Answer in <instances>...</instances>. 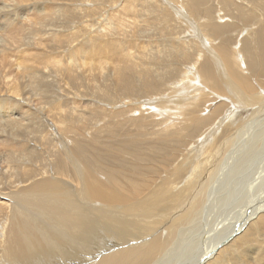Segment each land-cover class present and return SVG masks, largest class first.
<instances>
[{
    "label": "bare ground",
    "instance_id": "1",
    "mask_svg": "<svg viewBox=\"0 0 264 264\" xmlns=\"http://www.w3.org/2000/svg\"><path fill=\"white\" fill-rule=\"evenodd\" d=\"M17 1L20 2L21 0ZM43 1L46 4V2L49 3L51 0ZM108 1L110 2V0ZM210 1L211 0H126L125 5L128 11H124L123 14L120 12L123 16H126V19L121 20L122 17L117 21L115 20L116 16L114 17L112 14L111 15L116 21L117 27H119L118 29L121 27L125 28V31H128L127 34H130L129 36L124 35V37L120 38L119 30H117L118 33H113V30L110 32L106 24L109 28H113L112 24H114V26L116 24L111 17H108L106 24L100 27V31L106 33V35H102V40L99 38L98 32L94 38H89L87 40L90 44L103 41L100 45L97 44L98 46L95 45L96 47L93 46L90 48V45L88 46L89 43L86 44V41L83 40L82 43L86 45L80 43L78 47H75V50L73 49V52L68 54L65 60L63 58L70 69L74 66L80 68L82 62H84V65L87 61L93 64L92 61L97 58V63L102 72L107 69L111 70L110 79L113 78V80H111V82H113V89L115 90L117 88L116 85L120 88L124 86L125 90L128 89L129 92H125L124 89L121 92L125 93L127 96L132 95L135 91L133 84H137L136 80H139V77L135 76L136 80H134V72L127 68L128 64L126 60L130 59V49L126 51V45L129 44L128 37L133 36V34L142 35L143 31L136 32V19H128L127 15L128 13L130 15L131 11H133L131 8L136 9L133 8V2H135V4H140L141 2L142 7H148L150 9L154 7L156 3L159 5H164L165 3L168 5L167 7L171 6L172 8L168 9L166 7V11L161 15L162 20L167 21V15L171 12V14L174 13L180 25L185 24L187 28L188 23L190 25L188 27L189 32L194 34L193 37L198 38L201 42L200 45L202 44L201 47H203L207 53L206 55V53L204 54L200 52V50L195 53L197 57L195 62L196 70L192 69L189 72L187 71L194 81L190 83L187 80V82L181 85V88L184 89L185 87L196 86V84H201V82L210 84L211 79L207 74L208 71L211 77L215 75L219 78L222 84V87L219 89H222L223 92L225 90L229 95V99L225 100L226 103L232 104L231 102L236 101V103L241 106L240 108H236V106L232 104L231 108H227L228 110H225L226 107H224L225 113L222 117H219V115L222 114V112L219 113L220 111H218V108L223 106V103H221L217 109L207 116L210 118L206 121L207 125L213 124L215 120L216 124L209 126L208 130L205 131L197 141H192L193 145L190 146L186 152L184 150V153L180 154L181 157H179L177 161L175 159L171 161L163 159L161 162L165 164H157V162H155L157 161L156 158H161V155H163H160L162 151L161 146L163 144L160 143V141L158 144H155L153 148L148 146V144L144 146H133L131 149L132 152L139 151L149 155L154 165L144 167L143 165L146 164L141 163V161L145 160H138L131 156L132 158H128L134 160H129L130 162L127 161L126 170H124L125 174H122L124 178H116L113 175H110L109 178L106 176V178L104 177L105 179L99 178L97 176L98 173L95 172L96 163H98V165L100 164L102 166L111 167L112 169H117L120 173L119 162H121L120 158L124 154H121L117 150H110L112 154L109 155L105 151L106 157L102 156L103 159L98 158V153L95 149H102L101 147L99 148V146L105 147V145L97 144L96 137L91 139L92 137H90V134V140L86 146L95 149L91 152L89 151L90 153L84 151V155H81L79 152L72 151L74 149L70 150L68 148V144L66 145V142H63L64 139L59 134L61 130L51 123L49 127L50 133L48 134L53 137L56 134V130L59 135L57 137L58 139L50 138L48 135L46 137L56 142L54 144V149L63 150L60 154L66 158L68 163L76 171V180L73 181L71 185H68L61 179L63 178L62 176L66 177L65 174L57 169L54 170L51 164L53 163L55 167H57V155L55 158L52 154L51 163H48V158L46 157L49 151L46 146L48 139L42 138V136L39 139H34L27 134V128L25 129L24 126V128L22 127L23 124L21 123V119L23 116L28 115L32 117L30 110L32 108L33 110L37 109L35 104L32 105L34 100L24 101L23 99H14V102H0V264H65L64 261L66 260L67 264H84L87 260L93 259H96V261L88 264H147L148 261H150V264H235L237 261L232 263L231 260L226 259L232 252L234 255H239L241 259L240 264H256V260L251 256L253 247L249 242L253 239V236L246 238V235H250V231H254L259 225L262 229L264 228V202L262 201L264 199H259V197H262V194L264 196V171H261L264 169V160L262 161V158L264 159V89L258 94L257 91L255 92L256 88L252 86L253 84L249 77L250 73L248 72L252 68L259 67L260 74L258 77L259 79H264V0H235V2H222L215 5L218 6L220 11V13L216 15L218 17H216V19L219 21L221 20L220 22L224 21L225 17H230L227 18L229 22L240 24L241 27L255 25L256 33H253L251 37L252 41L243 42L242 52L243 56L246 57L245 63H247L245 65L242 63L243 60L239 56V52L241 51L233 52L229 48L231 44L229 41L234 38L233 34H236L234 31L235 29L226 27V30H223L217 27L211 20L212 11L208 10V12H201L198 9L197 6L202 4H204L206 8L209 7ZM11 2L13 3V0H11ZM53 2L55 3L54 0ZM64 2L70 3L71 0H64ZM171 3L175 5L178 3V5L175 7ZM211 3L213 5V2ZM5 4L6 3H0V25L2 24V20L10 21L11 23L14 20L18 21L20 19H24L26 22L31 21L28 16L31 11L29 12L28 9L22 10V8H20V13H14L11 16L12 13L9 12H12L16 7L12 5L15 7L12 9L11 5L8 4L10 6L8 7L5 6ZM22 6L23 4H20L19 7ZM189 6L191 8L187 9ZM43 7L40 12L46 9V6ZM50 8L46 10L50 11ZM53 9L62 11L61 8L53 7ZM101 10L104 9L101 8ZM231 10L235 11L233 13H239V18L231 19V17L236 15H232ZM38 12L39 10L36 13ZM44 13L48 14L50 12L45 11ZM93 13L91 10V14ZM86 14L88 15L87 12L85 15ZM101 15L98 16V22L102 20L103 16ZM106 15H108V13ZM68 16V11H64V14L61 13L58 19L60 18L61 20L62 18V21L65 23L68 22V19L69 21L72 19ZM191 17L195 19L191 21ZM52 18L54 19L57 17L53 16ZM39 22L37 21V23ZM57 22L58 20L56 19L53 23L55 27L47 26L51 28L50 30L54 29V38L63 37L58 34L61 33L59 29V31H55ZM251 22H253V24H251ZM37 23L35 24L38 25ZM5 25L6 24H4V26ZM1 27H3V25H1ZM8 27L9 30L12 31L13 28L10 29V25H8ZM14 27L16 33L21 30L20 27V30H16V25H14ZM28 27H26V30ZM47 30L48 28L45 33ZM232 30L233 33L231 32V35H228L225 41L222 40L220 44H216L215 46H213V44L210 45L211 40H209L210 42L205 40V38L208 39L210 37L209 32L214 33L211 38L217 41L218 39H222L223 32L228 31L229 33ZM36 31H38V29H36ZM6 32L2 34L8 37L9 32H7V34ZM26 32L32 35L34 29L31 28ZM16 33L13 34L17 36L18 33ZM108 33L110 38L107 36ZM20 34L21 32L19 35ZM34 34L36 35V33ZM76 34L77 33H75V35ZM48 35H51L50 32ZM236 36L238 39H234L239 41L240 38L237 34ZM5 37L0 39V47L8 41L4 39ZM13 37L14 35H12V38ZM59 40H63V38ZM170 41L157 44L158 47H160V51L158 52L162 54L161 56H157V59L154 60L155 63H153V65L157 64L159 67L157 71H162L161 75L158 76L157 74V76H155L158 92H161V89L166 86L165 83L172 79H177L181 82L183 79L187 78L178 75L177 66L183 63L180 59L182 52L179 51L182 49L184 51V58H188L189 55L185 51L186 48H180V46L184 47V43H187L188 45L186 46H189L193 41H191V44H189L190 42L181 41L183 44L179 46L180 50L177 51L178 54L175 55L171 54V49H174L176 45L174 44V46ZM173 42L174 41H172V43ZM132 44H134L133 40ZM172 45L174 47H172ZM194 45L195 44H193V46ZM167 46L168 48H165ZM236 48L238 47L236 46ZM145 50L147 51L148 49L145 47ZM106 51L108 54H105ZM174 51H176V49ZM1 53L0 51V54ZM63 60L53 57L52 61L54 62H49L52 69L48 68L46 65L43 69L47 71L53 70V74L58 73L61 71L60 66L62 65H60V63ZM149 60L150 58L146 64L138 63V65H136L135 62H139L136 59L133 63V67L140 68L145 64L144 68L149 69L147 65L152 63ZM141 61H143V59H141ZM183 66L186 67L185 65ZM243 66L248 72L245 73ZM70 69L67 71H70ZM31 72L32 75H30L29 78H31L32 84L33 82L34 85L35 83H40V81H42L40 75L42 72L44 73V71L32 69ZM151 72L142 74V79L144 81L142 87L147 91L151 89L149 85L150 79L153 78L149 77ZM214 88L217 89L216 87ZM200 91L202 90H198V92ZM223 92L221 93L223 94ZM162 93L164 94V92ZM183 93V91L181 93V91L177 89L171 93L167 99H157L155 103L153 101L155 99L150 96L147 97V100L149 99L150 101L148 103L150 109H152L151 107L154 104L165 107V109H167L165 112L169 115H167V117L173 121L172 124L167 126L170 129H161V132L158 131L161 134L154 133L153 137L155 138L149 136L151 133L148 134L147 131L146 135L148 134V136L146 137L152 142L156 138L161 137L165 139L170 137L168 135L180 129L176 128L178 124L186 126L187 123L192 122V124H194L198 120V115L196 117H191L188 116L191 112L185 114L186 111H190L196 106L195 104H197V101L186 102V99L189 97ZM16 94L19 95L18 93ZM105 94L106 93H104V95ZM187 94H190V92ZM202 95L203 97L207 96L206 94ZM0 101H3V99ZM222 102H224V100ZM92 105L93 104L90 103L91 107ZM26 107H28V109ZM243 107L246 109L250 107L252 110H255L249 111L250 115L256 112L259 114L258 116L260 118L255 116L254 119H248L249 122H243L245 121L244 117L234 115L235 112L244 111L245 109H243ZM83 108H87L84 103ZM22 109L24 111H22ZM156 112L158 113L157 110ZM163 112L162 110V116ZM170 114L174 115L171 116ZM177 116H179L178 119L175 118ZM247 116H249V114H247ZM87 117L88 116H86V118ZM106 117L107 116H103V118ZM192 119L195 120L193 121ZM63 120H65L66 123H63ZM58 122V125L62 126L60 127L61 129L67 126L72 128V125L67 124L66 119L62 118ZM44 133L47 134V132ZM84 134L88 135L85 131ZM125 135H128L124 137L126 139L129 138L133 143H136L138 140L135 137H129V134ZM180 135L181 134L175 135V137H180ZM101 136L103 137L104 135ZM192 136H189L190 140ZM24 138L26 140L30 138V142L36 141L35 144L38 145L39 148L37 155L32 153L33 148L30 150L26 148L27 152L18 154V151H24V142L21 144V139L24 140ZM38 140H41L40 144ZM102 141L103 140H101V142ZM183 146L185 147L186 144ZM140 147H145V150L139 149ZM260 151L261 153H259ZM86 153L88 154V158L85 157ZM53 158L54 160H52ZM139 162L143 164L141 168L136 165V163L138 164ZM123 166L125 167L124 164ZM155 166H158L159 172L153 168ZM102 169L103 168H101V171H103ZM141 175L144 177L143 179ZM255 177H257V179ZM67 180L71 179L68 177ZM5 189L6 191H3ZM257 203L259 204L255 205ZM250 209H252V211H250ZM230 215H232V217H230L232 219H228ZM227 219L230 220V222L228 221L229 223L226 224L223 220L227 221ZM220 223H223V228H225L226 231L225 233L219 232L221 228L219 230H214L213 227L216 225L219 226ZM211 231H216V233L208 234ZM55 248H59V250ZM81 248L84 249L85 256H80L77 253ZM70 249L73 250L72 253L68 251ZM247 251L248 254H244V252ZM153 258L157 259L153 260Z\"/></svg>",
    "mask_w": 264,
    "mask_h": 264
},
{
    "label": "rangeland",
    "instance_id": "2",
    "mask_svg": "<svg viewBox=\"0 0 264 264\" xmlns=\"http://www.w3.org/2000/svg\"><path fill=\"white\" fill-rule=\"evenodd\" d=\"M14 1L15 0H13V3H12L11 0H0V3H6L5 6H8V7H10L9 5H11L12 9H14L16 7L15 9H17L18 12H17V10L14 9L12 12H9V13H12L11 16L14 13H20L21 12L20 8H22V10L28 9L29 12L31 11L28 16L33 23L31 21L26 22V20H24V19L23 20L20 19L18 21L14 20L12 23L10 21H6L5 19H4L5 21L2 20L1 25H3V27H1V25H0V29L2 28L0 30V39H2V37L6 36V35H3L6 31L9 33H8V37L6 36L7 38L6 37L4 38V39H7L8 41L5 40L6 44L4 43L3 46L0 47V51L2 52L0 54V63H1L0 64V100L3 99V101H0V102L1 103H4V101L14 102L15 101L14 99H23L24 101H28V100L33 101L34 100L32 105L35 104V107H37V109L33 110V108H32L30 110V114L32 113L31 114L32 117L28 116V115H24L23 118L21 119L22 120L21 123L23 124L22 127L24 126L25 129L27 128V134L30 137L32 136L34 139H39L41 136H42V138L48 139V137H46V136L47 135L49 136V134H48V133H50L49 127H50V124L53 123V125H55V127L59 128V130H61L59 132V134L61 137H63V139H64L63 142H66L65 143L66 145L68 144L67 145L68 148L70 150L74 149L72 151L79 152L81 155H84V151H86V152L88 151L87 153H90L93 149H95L93 147L86 146V144H88V142L90 140L89 139L90 137H92L91 139L96 137V140L98 142L97 144L105 145V147L99 146V148L101 147L102 149H95V150H97V153H98L97 157L98 158H102V156L106 157L105 151L109 155L112 154L110 152V150H112V151L117 150L121 154H124L120 158L121 162H119L120 163L119 164L120 165V168H119L120 173L118 172L117 169H112L111 167L102 166L100 164L98 165V163H96L97 166L95 165L96 166L95 172L98 173L97 176L99 178H104V177L106 178V176L109 178L110 175H113L116 178L117 177L124 178V176H122V174H125L124 170H126L127 161L134 160V159L128 158L131 156L135 157L138 160H145L148 162L147 163L145 161H141V163H145L146 165L140 164V162L138 164L136 163V165L140 168L142 165L144 167L154 165L153 164L154 162L152 161V158L149 155H147L143 152L136 151V150H135L136 152H132L131 149L133 148V146H138V145L144 146V145L148 144V146H151L153 148V146H155V144H158V142L160 141V143H163L161 146L162 151H161L160 155L161 154H163V155H161V158H158V159L156 158L157 161H155V162H157V164H165V163L161 162V161H163V159H167L170 161L175 159L177 161L179 159V157H181L180 154H183L184 150L186 152V150L190 146L193 145L192 141L193 142L197 141L198 138L201 137L203 135V133L208 130L209 126H213L216 124L215 123L216 120H215L213 124L207 125L206 121L208 119H210L207 116L210 113H212V111L217 109L221 103H223V106L218 108L219 109L218 111H220L219 113L222 112V114H220L221 116L219 115V117H222L225 113V110H228L229 108H231L232 104L235 105L236 108L241 107L240 104L236 103V101L231 102L232 104H228V102L226 103L225 100L229 99L228 98L229 95L226 93L225 90H224V92H225L224 93L222 89H219L222 87V84H221V81L219 80V78H217L215 75H214V77H211V75L208 73V71H207V74L211 79L210 84H205V82H203V83L201 82V84H200L198 82L199 84H196V86L195 85L190 86V87L184 86L185 87L184 89L181 88V85H183V83L187 82V80L190 83H193V81H194V79L192 78L191 75L188 74V72L191 71L192 69L196 70L195 62H196L197 57L195 56V53L198 50H200V52L205 54L206 50H204V48L201 47L202 44L200 45L201 42L198 40V38L193 37L194 34L189 32L188 27L190 25L187 23V28L185 27V24L180 25V23L176 19V16L174 15V13L171 14V12H170L167 15V19H166L167 21L162 20L161 15L166 11V7L168 6L165 3H164V5H159L158 3H156L154 5V7H152L150 9L148 7H146V8L142 7L141 2H140V4H135V2H133V4H134L133 8H136V9L131 8V10L134 11V12L131 11V14L132 13L133 14L129 15V13H128V15H127L128 19L129 18H133L134 20L136 19V21H135L136 22V24H135L136 32L143 31L142 35H138V34L134 35L133 34V36L128 37L129 44L126 45L127 46L126 51H129L128 49H130V51H129L130 59L126 60V62L128 64L127 68L134 72V80H136V77H139V80H136L137 86L135 84H133L135 91L133 92L132 95L127 96V95H125V93L121 92V91H123V89L125 90L124 86H122V88H120L118 85H116L117 88L115 90L113 89L114 88L113 82H111V80H113V78L110 79L111 78V74H110L111 70L107 69V70L102 72V70H100L99 64L97 63V58L95 59L96 61L95 60L92 61V59L90 58V60L93 62V64L89 63L87 61V63L84 65V62H82V65L80 66V68L78 66H74L71 68L72 70L70 69L69 65H66V61H64L66 59V57L68 56V54L73 52V49L75 50V47H78V45L80 43L82 45H86L87 43H89V42H87V40L89 38H91V39L94 38V36H96L97 32L99 33L100 39L102 38L103 34L106 35V33H104L103 31L102 32L100 31V29H101L100 27H102V25L106 24V20L108 17H111L113 22H115V24H116L115 20L119 21V19L122 17L123 18L121 20H125L126 16H123L122 14L124 11H128V10H126L127 6L125 5L126 0H113V2H112V0H110V2L108 0H71L70 3L64 2V0H62L65 4L61 0H54L55 3L53 2V0H51L49 3L46 2L47 5L45 4V2L43 0H30V1H28V0L22 1L21 0L20 2L16 0L15 1L16 3ZM233 1L235 2V0H211L210 4L208 5L209 7H207L208 9L204 6V4L199 5L197 7L201 12H204V11L208 12V10L212 11L211 20H212L213 24H216L217 27H220L223 30H226V27H230L231 29H235L234 31L236 32V34L238 35V37L240 39H239V41H237L238 38H237L236 34L234 33L233 37L237 38V39H234L231 36L233 39H231L229 41V43H231L229 48L233 52L241 51V52H239V54H240L239 56L242 58V60H243L242 63L245 65L247 63H245L246 57L243 56V52H242L243 51V42L244 41H252L251 37H252L253 33H256L255 25L249 26V25L245 24L248 27H241L240 24H235V23L229 22L227 18H230V17H227V18L225 17V19L223 17L224 21H222V22H220L221 20L219 21L216 19V17H217L216 15L219 14L220 11L218 9V6H215V5L220 4L222 2H233ZM22 2H24V3H22ZM27 2H28V4H27ZM42 2H44V3H42ZM60 2H62V3H60ZM211 2H213V5ZM20 4L21 5L23 4V6L19 7ZM42 4H43V6H46V9L47 8L49 9L51 7L50 11L44 9L45 11H48L50 13L45 14L44 10H42V12H40L41 9L44 8L42 6ZM12 5H15V7ZM38 5L40 8L38 7ZM52 5H54V6H52ZM102 5H104V6H102ZM172 5L177 7L178 3H177V5H175V4H172ZM25 6H26V8H25ZM65 6H67V7H65ZM53 7L61 8L62 11H59L58 9H53ZM65 8H66V10H65ZM101 8L104 10H101ZM168 8H172V7L169 6V7H167V9ZM189 8H191V7L190 6L187 7V9H189ZM38 10H39V12L36 13ZM54 10H55V12H54ZM91 10H92V13L94 12L93 14H91ZM64 11H68V13H69L68 17L72 18V19H70V21L68 19V22H65V23H64V21H62L63 20L62 18H61V20H60V18L58 19L59 15L61 13L64 14ZM114 11L116 12V14ZM200 11H199V13H200ZM86 12L88 13V15L87 14L85 15ZM233 12H235V11L231 10V14L232 15L236 14V15L234 17H231V19L239 18L238 17L239 13L237 14V12L236 13H233ZM4 13H7V12H4ZM107 13H108V15H106ZM111 14L114 17L116 16L115 20ZM100 15L103 17H102V20H99V22H98V16H100ZM35 16H37V17H35ZM53 16H55L57 18L53 19L52 18ZM168 16H170V17H168ZM224 16H226V15H224ZM42 18L45 20L47 19V20L45 21ZM56 19L58 20V22L56 24L57 28L55 29V31L56 30L61 31V33H58V34L63 36V37H60L61 39L63 38V40H59L60 38H57V37L54 38V36H53L54 35L53 30L54 29L50 30L51 28H49V27H55V26H53L54 25L53 23H54V21H56ZM192 19H195V18L191 17L190 20L193 21ZM36 20L38 22L39 21L40 22L37 23ZM170 22H172V23H170ZM35 23H37L38 25H36ZM99 23H100V25H99ZM4 24H6V25L4 26ZM39 24L41 27L39 26ZM48 24H50V25H48ZM170 24H172V25H170ZM251 24H253V22H251ZM8 25H10V29L13 28L12 31L9 30ZM14 25H16L18 28V29L16 28V30H20L19 27L21 28L20 31H17V33H18L17 36L15 34H13V33H16V31H14L15 30ZM33 25H34V27H33ZM94 25H95V27H94ZM44 26H46V27H44ZM47 26H49V27H47ZM26 27H28L27 30H26ZM30 27L34 29V32L32 35H30L29 32H26L29 29H31ZM106 27L108 28V30L110 32H112V30H113V33H116V32L118 33L117 30H119V37L120 38L124 37V35H126V36L130 35V34H127L128 31L126 32L125 28L121 27L120 29H118L119 27H117V24L115 26H114V24H112L113 28H109L108 25L106 24ZM182 27L186 30H184ZM47 28H48V30H47L48 33L46 32L47 33L46 34L45 31ZM60 28H62V29H60ZM163 28H164V30L165 29L166 30L164 31ZM263 28H264V25H263ZM36 29H38V31H36ZM245 30H246V32H245ZM7 32H6V34H7ZM20 32H21V34H20L21 36L19 35ZM37 32H38V34H37ZM49 32L52 36L48 35ZM74 32L77 34L75 35ZM231 32L233 33V30L230 31L229 33H228V31L223 32L222 39L221 40L218 39L217 41L214 40L213 38H211V37H213L212 35H214V33L209 32L210 37L208 39L205 38V40L206 41L211 40V42L209 41L210 45L213 44V46H215L216 44H220V41H222V40L225 41L227 39L228 35H231L230 34ZM34 33H36V35ZM246 34H248V35H246ZM12 35H14L13 38H12ZM64 35H65V39H64ZM68 35H69V38H68ZM31 36H33V37H31ZM39 36H41L43 38H41ZM107 36H108V38H110L109 33ZM247 36H248V38H247ZM52 37L54 40L52 39ZM38 38H41V39H38ZM131 39L133 40L134 44H132ZM83 40L86 41V44L82 43ZM106 40H104V41H106ZM203 40H204V38H203ZM47 41H49V42H47ZM164 41H165V43L167 41H170L171 44L176 45V46L174 45L175 46L174 49L172 48V47H174L173 45L171 47L172 48L171 50L173 51V53L171 51V54H174V55L178 54L177 51H179L180 48H186L185 51L187 52L189 57L184 58V55H183L184 51L182 49L179 51V52H182L180 59L185 64L180 63L181 65L177 66V69H178L177 71L179 72L178 75L180 77H187V78L183 79L184 81L182 80L181 82H179V80H177V79H172L171 81L165 83L166 86L161 89V92H158L157 91V80H155V78H156L155 76H157V74H158V76L161 75L162 71H157V70H159V67L157 66V64L153 65V63H155L154 60L157 59V56L162 55L158 52V51H160V47H158L157 44L162 43ZM172 41H174V42L172 43ZM181 41L190 42L189 44H191V41H193L191 45L192 46H193V44H195V45L193 47L191 45L186 46L188 44L184 43L185 46L182 45L184 47H181L180 45L183 44V43H181ZM102 42L103 41H101L99 43L96 42V44L95 43H93V44L89 43L88 46L90 45L89 46L90 48H92L93 46L96 47V46L100 45V43H102ZM5 45H6V47H5ZM128 45H129V47H128ZM179 46H180V48H179ZM236 46L238 48H236ZM2 47H4V48H2ZM145 47H146V49H148L147 51L145 50ZM165 48H168V46ZM211 48H212V46H211ZM175 49H176V51H174ZM161 50H162V48H161ZM52 52H53V54H52ZM175 52H177V53H175ZM169 53H170V51H169ZM105 54H108L107 51L105 52ZM206 55H207V53H206ZM53 57L54 58L56 57L57 59H61V60H63V58H64V60H63L64 62L62 61L63 63L62 62L60 63V65H62V66H60L61 71L58 73H54V74H53V72H54L53 70L47 71V70L43 69L46 66H48V68L52 69L50 63L54 62V61H52ZM86 57L89 58L88 56H86ZM149 58H150L149 61L152 63H149L147 65V67H149V69H145L144 65L146 63H148ZM136 59L139 61V62H137V61L135 62L136 65H138V63L139 64L145 63V64H143L140 68L139 67H136V68L133 67V63ZM141 59H143V61H141ZM132 60H133V62H132ZM183 65H185L186 67H184ZM106 67H107V65H106ZM77 68H79V69H77ZM32 69H36L37 71L38 70L44 71V73L40 72L41 73L40 76L42 78V81H40V83H35V85H34V82L32 84V80H31V78H29V76L32 75V72H31ZM68 69H70L71 72L67 71ZM244 69H245V73L248 72L245 67H244ZM151 71H153V72H151ZM147 72H151L149 74V77H153L150 79L149 85L151 86V89L149 91L143 89V87H142V84L144 83V81L142 79V74L147 73ZM248 73H250L249 77H250L251 83L253 84L252 86H254L256 88L255 92L257 91V94H258L260 91H262L264 89V79L263 78L259 79V77H258L260 74V68L259 67L252 68L249 70ZM102 75H103V77H102ZM256 75H257V78H256ZM244 76H245V74H244ZM200 77H201V75H200ZM102 79H103V81H102ZM128 82H129V80H128ZM167 85L170 87H168ZM138 87H139V89H138ZM214 87H216L217 89H215ZM201 88H203V89H201ZM177 89H178V91H181V93L183 91L185 93V95L189 97L186 99V102H194L195 100L197 101V104H195L196 106H194V108H192L190 111H186L185 114L186 113L189 114V112H191V114L188 115L191 117L192 116L196 117L198 115V120L194 124H192V122H189V123H187L186 126L178 124L176 128H180V129H178L175 132H172L170 135H168L170 137L165 138V139L161 138V137L156 138L153 140V142H154L153 143L146 136H148V134L151 133L149 136L153 137L154 133L159 134L162 130H164V128L170 129L167 126L172 124L173 121H172V119L167 117L168 114H166V112H165V110H167V109H165V107L158 106V104H154L151 107L152 109H150V106L148 104L150 101H149V99L147 100V97L150 96L153 99H155V100L152 99L155 103L157 99H160V100L163 98H164V100L167 99L170 96V94L173 93ZM42 90H44V91H42ZM198 90H202V91L198 92ZM126 91L129 92L128 89L125 90V92ZM220 91L223 92V94ZM37 92H39V93H37ZM162 92H164V94ZM188 92H190V94H187ZM16 93H18L19 95H17ZM104 93H106V94L104 95ZM192 94H193V96L195 95L196 97L194 96L195 97L194 98L192 96ZM202 94H206L207 96L203 97ZM106 95H108V96H106ZM219 98H221V99H219ZM223 100H224V102H222ZM89 102L93 104L92 105L93 108L90 106ZM83 103L87 106V108H85V109L83 108ZM224 107H226L225 110H224ZM26 108L28 109V107H26ZM249 108L246 109L243 107V109L246 110V111L244 110L245 112L244 111L239 112L237 110L238 112H235L234 115L244 117L245 121H243V122H245V123H246V121L249 122V120L254 119L255 116L260 118L258 116L259 114H257L256 112L252 113V114L256 113L255 115H252V114L250 115L249 111H251L252 109L251 108L249 109ZM102 109L104 110V112ZM93 110H95V111H93ZM156 110L158 111V113L156 112ZM162 110L165 112V114L163 112V116L161 115ZM0 111H1V107H0ZM22 111H24V110L22 109ZM252 111H255V110H252ZM159 112H160V114H159ZM244 113H245V115H244ZM247 114H249V116H247ZM59 115H61V116H59ZM170 115L172 116L174 114H170ZM86 116H88V117L86 118ZM103 116L104 117L107 116V117L103 118ZM179 116H177L175 118L178 119ZM60 118L66 119L67 124L72 125V128L67 126L66 128L64 127L61 129L60 127H62V126L58 125V123H59L58 121L61 120ZM48 120H49V122H48ZM88 120H89V122H88ZM156 120H158V121H156ZM192 120L194 121L195 119H192ZM63 121H64L63 123H66L65 120H63ZM149 122H150V124H149ZM175 122H178V121H175ZM30 123H32V124H30ZM39 125H40V128H39ZM89 129H90V132H89ZM171 129H173V128H171ZM84 131L87 132L88 135H85ZM147 131H148V134L146 135ZM158 131H160V132H158ZM44 132H47V134ZM78 132H80V133H78ZM197 132H198V134H197ZM233 132H234V130H233ZM20 133H21V129H20ZM55 133H56L55 136L52 137V135H50L49 137L56 139L59 135H58L56 130H55ZM123 133L129 134V137H135L136 139H138L137 142L133 143V141L130 140L129 138L126 139L124 136H128V135H125ZM167 133H165V134H167ZM189 133H190V135H189ZM90 134H91V136H90ZM179 134H181L180 137H175V135L177 136ZM101 135H104V136L102 137ZM188 135L190 137L192 135H196V136H192V138L190 140V137ZM172 136H174V137H172ZM145 137H146V139H145ZM153 138H155V137H153ZM29 140H30V138H29ZM29 140H26L25 138H24V140L21 139V144H23V142H24V144H23L24 151L23 152L18 151V154L25 153V152H27V150H30L31 148H33L32 153L37 155V152H39V150H38L39 148H38V145L35 144L36 141L30 142ZM51 140L53 141V139H51ZM51 140L48 139L47 144H46V146L49 150V151L47 150L48 152L46 155V157L48 158V163H51L50 161H51V157H52L51 155L52 154L54 155L55 158L57 155V167H55V165L53 163H51L53 165V169L54 170L57 169V170L61 171L63 174H65V176L67 178L62 176L63 178H61V179L64 180L68 185H71L73 183V181L76 180V171L68 163L66 158H64L60 154V152L63 150H61V149L56 150V148L54 149V144L56 142L55 141L52 142ZM78 140H80L81 142ZM101 140H103V141L106 140V141L101 142ZM38 142L40 144L41 140H38ZM149 142H152V143H149ZM185 144H186V146L187 145L188 146L184 147L183 145H185ZM26 148H27V150H26ZM144 148L145 147H140L139 149L145 150ZM103 149H108V150H103ZM87 153L85 154V157L88 158ZM259 153H261V151ZM58 154H60V155H58ZM75 158H76V156H75ZM43 159H44V156H43ZM52 160H54V158ZM263 160L264 159L262 158V161ZM123 164L125 165V167L123 166ZM101 168H103L102 169L103 171H101ZM153 168L159 172L158 166H155ZM261 171H264V169H262ZM162 173H163V171H162ZM68 177L71 180H67ZM141 177H142V179L144 178L142 175H141ZM146 177H145V179H146ZM255 178L257 179V177H255ZM3 191H6V189ZM259 199H264L263 194H262V197H259ZM262 201L264 202V200H262ZM258 204L259 203L255 204V205H258ZM250 211H252V209H250ZM230 217H232V215H230L228 219H232ZM228 219H227V221L223 220V222H226V224L229 223L230 220H228ZM219 226L216 225L215 227H213L214 230H219L221 228L219 230V232L225 233L226 231H225V228H223L224 227L223 223H220ZM223 229H224V232H223ZM214 232L216 233V231H214ZM214 232L211 231L208 234H213ZM249 236H253V239L251 241H249L253 247V251H252L251 256H253V259L256 260V264H263L264 263V228L262 229V227L259 225L258 227H256V229L254 231L251 230L250 235H246V238ZM209 237L211 238L210 235H209ZM0 246H1V243H0ZM55 249L59 250V248H55ZM68 251H70L72 253L73 250L70 249ZM77 253L80 256L81 255L85 256L84 255V249H82V248L79 249ZM244 254H248V251L244 252ZM157 258H153V260H156ZM226 259L231 260L232 263L237 261L235 264L241 263L240 262L241 259H240L239 255H234L233 252L231 253V255L229 257H226ZM94 261H96V259L87 260L84 264H88V263L94 262ZM149 262L150 261H148L147 264H150ZM64 263L67 264V260L64 261Z\"/></svg>",
    "mask_w": 264,
    "mask_h": 264
}]
</instances>
